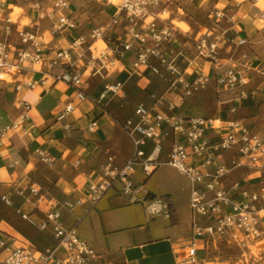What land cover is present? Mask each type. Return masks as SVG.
I'll return each instance as SVG.
<instances>
[{"label":"crops","instance_id":"crops-1","mask_svg":"<svg viewBox=\"0 0 264 264\" xmlns=\"http://www.w3.org/2000/svg\"><path fill=\"white\" fill-rule=\"evenodd\" d=\"M52 2L0 0V13L4 18L12 17L15 7L21 9L13 19L8 35L0 29V39L16 45L20 42L17 29L26 26L37 29L49 47H65L77 34L87 33L96 21L108 19L102 14L106 7L101 0H68L69 7L65 12L76 18L78 26L61 34L53 33L50 27L53 18H39V13L49 10ZM162 8H165L164 13L160 12ZM216 8L224 11L225 16L215 24L212 34L226 31L247 39L245 44L236 47L219 43L218 53L223 63L219 68L196 55L194 49L199 36L210 27L209 12ZM165 13L167 16L164 19L159 18ZM153 17L160 24L172 27L174 39L170 46L182 56L178 64L185 77L192 78L201 70L213 77L216 72L234 65L249 74L250 95L239 99L232 91L218 90L214 79H211L206 85L207 90L180 102L179 90L170 87L169 79L150 73H132L134 51L119 57L115 68L84 72L82 87L87 94L85 100L75 98L74 86L63 80L53 81L50 78L44 85L27 86L29 78L39 79L42 76L39 72L15 75L11 82H0V130L20 118L23 111L18 102L20 99L31 104L29 118L22 127L8 129L6 135L0 137V230L17 243H31L42 248L56 244L50 227L39 230L23 217V214H29L35 221L45 217L34 206L32 201L35 197L31 196L30 201L16 192L20 186L26 188L25 194L28 195V186L36 185L48 197L47 208L53 206L55 200L82 199L71 207H61V220L65 226L76 227L80 237L98 252V256L88 264H176L186 257V249L192 239L190 184L181 172L188 188L183 200L170 194L155 196L145 188V181L158 172L160 165L149 175L141 167L135 169L136 191L132 194H124L121 183L116 181L96 202L87 200L90 185L101 178L108 157H113L114 164L121 166L133 153L132 141L121 122L133 114L138 104L133 107L124 101L134 85L141 89L150 85L164 89L165 101L177 103L179 111L186 115H209L202 114L204 111L200 105L210 103L217 108L214 116L237 119L253 131L264 133V0H164ZM24 18L29 20L28 23H22ZM201 18H207L208 24L202 25ZM175 20L188 23L190 30L183 31L175 25ZM115 30L124 39L130 38L124 32L123 21ZM188 42L194 52L184 51ZM85 62V57L80 60L81 70ZM250 69L252 71L248 73ZM118 81L122 83L120 91L117 94L109 92L98 101L105 85ZM17 85H20L19 89ZM71 100L74 108L59 117L58 113ZM93 118L97 119L98 126L91 131L88 124ZM168 150L169 141H166L159 154V160L164 162L161 165H169L165 163ZM42 156L49 161H44ZM250 172L241 168L234 171L231 177L245 178ZM251 182L254 187L259 186L258 179L254 178ZM3 194L10 198L11 204L2 200ZM197 220L199 223L203 221L200 217ZM196 242L201 264L215 263L203 251L209 244L201 238ZM257 244L264 247V237ZM58 254L63 255V249L59 248Z\"/></svg>","mask_w":264,"mask_h":264},{"label":"built area","instance_id":"built-area-1","mask_svg":"<svg viewBox=\"0 0 264 264\" xmlns=\"http://www.w3.org/2000/svg\"><path fill=\"white\" fill-rule=\"evenodd\" d=\"M163 1L119 0L117 12L106 24L77 34L65 47H49L37 29L22 26L17 29L18 44L11 45L0 39V82H11L15 75L39 72L42 76L29 78L27 86L44 85L50 78L63 80L74 86L75 98L85 100L87 94L82 87L84 72L115 68L119 57L134 51L132 73H150L169 79L170 87L179 90L180 102L194 91L205 88L211 79H214L218 90L232 91L237 98L246 99L251 93L249 74L234 65L216 72L213 77L205 70L192 78L184 76L178 64L182 56L170 46L174 39L172 27L160 24L153 17ZM34 5L38 6V3L34 2ZM68 7V0H53L51 8L42 10L39 18H53L50 25L53 33L75 30L77 20L65 12ZM160 12L164 13L165 8ZM224 16V11L218 8L209 12L210 27L199 36L195 46L196 55L210 61L216 68L223 64L218 53L220 42L230 47L247 42L246 37L226 31L212 34L215 24ZM159 18L164 19L162 15ZM121 21L125 34L130 36L128 39L119 36L115 30ZM13 23L10 15L4 18L0 13V29L6 35L11 32ZM84 57L86 62L81 70L79 63ZM121 87L120 81L106 84L98 101L109 92L117 94ZM16 88L19 89L20 85ZM165 95L158 100L160 106L138 103L133 114L121 122L132 141L133 153L121 166L114 164L113 157H108L101 178L90 185L87 200L96 202L116 181L121 183L124 194L134 193L135 169L141 167L149 175L164 163L159 160V154L165 142L169 141L165 163L184 174L190 184L192 239L187 247V258L195 260L198 238L207 244L226 240L239 246L249 241H261L264 237V133L253 131L237 119L186 115L173 102H168L167 109H164L161 104L166 100ZM18 102L23 107L20 118L0 130V137H4L8 129L21 128L29 118L30 102L24 99ZM73 108L71 100L58 116L62 117ZM97 126V119L93 118L88 129L94 131ZM42 159L49 161L45 156ZM241 168L250 170L249 176L232 178L231 174ZM254 178L259 180L258 187L252 185ZM28 189V195L25 194L26 188L20 186L16 192L30 201L31 196L35 197L32 202L45 217L41 221H35L29 214H23V217L39 230L50 227L56 244L42 248L31 243H17L0 230V264H88L98 256L96 249L80 237L76 227L65 226L61 220V207H71L82 199L55 200L53 206L47 208L49 200L41 188L31 185ZM1 198L11 204L7 195L3 194ZM199 217L203 219L202 223L198 222ZM59 248L63 249V255L58 254Z\"/></svg>","mask_w":264,"mask_h":264},{"label":"rangeland","instance_id":"rangeland-1","mask_svg":"<svg viewBox=\"0 0 264 264\" xmlns=\"http://www.w3.org/2000/svg\"><path fill=\"white\" fill-rule=\"evenodd\" d=\"M101 1L105 2L102 5L106 7V9L102 14L104 17L108 18L107 20H110V17L118 10L117 5L119 0H101ZM17 9L20 8L15 7L14 12L12 13L13 19H16L17 15L21 12V11L17 12L16 11ZM162 16L166 17L167 14L165 13ZM25 20L29 21L27 18H24L22 20V23H24ZM107 20L106 21L103 20L100 22L96 21L95 26L102 25L105 22L107 23ZM200 20H202L201 21L202 25L208 24L207 18H201ZM176 21L178 20L174 21L175 25H177ZM184 23L187 25V29L185 30L182 29L180 26L178 25L177 26L183 31L190 30L189 24L186 22ZM188 40H190L191 42L190 38H188ZM190 42H188L184 46V51L187 50L188 52L190 51L194 52V49L192 50L191 47L192 44ZM251 71L252 69H250L248 73H250ZM203 90H207V86L205 88H201L194 91L192 95ZM163 94H165L164 89L158 86L150 85L145 89H141L136 85H134L132 87V92L130 96L128 97V99L126 97L124 101H126L127 103V104L125 103L126 105H133V107L139 102L140 103L143 102L148 105L151 104L153 105L155 103L159 105L158 100ZM173 103L177 105L176 107L179 109L178 104L175 102ZM168 105L169 103H167L165 100H162L161 106L164 109H167ZM215 107L216 106L214 104H210V103L207 104L202 103L200 105V108L204 111L202 112V114L204 113L209 114V116H214L216 114L217 108ZM125 108L127 107L125 106ZM133 179H134V175H133ZM185 183H186L185 178L179 173L177 169L173 168L172 166L164 164L159 166L158 172L155 175L151 177L149 176L147 178V180L145 181L146 184L145 188L150 189L155 196L160 197V196H165L166 194H170L175 198L178 197L180 200H183L188 190ZM189 205H190V187H189ZM189 215L192 218V210L190 206H189ZM191 218L190 220H192ZM257 243H254L253 241H249L239 246L232 241L219 240L215 244L209 243V246L203 251L205 255L208 256L209 259L212 258L216 261L215 263H209V264H221V263L222 264H264V247H261L262 245H258ZM199 256L200 255L198 253L195 260L188 259L187 249H186V257L179 259L176 264H201V261L199 260Z\"/></svg>","mask_w":264,"mask_h":264},{"label":"bare ground","instance_id":"bare-ground-1","mask_svg":"<svg viewBox=\"0 0 264 264\" xmlns=\"http://www.w3.org/2000/svg\"><path fill=\"white\" fill-rule=\"evenodd\" d=\"M15 9V8H14ZM13 9V10H14ZM26 13V12H25ZM165 16V15H164ZM177 25L180 26L182 29H187V25L183 21H176ZM195 49V48H194ZM156 201V200H155ZM159 202V201H158ZM156 206V205H155ZM222 264V263H221Z\"/></svg>","mask_w":264,"mask_h":264},{"label":"clouds","instance_id":"clouds-1","mask_svg":"<svg viewBox=\"0 0 264 264\" xmlns=\"http://www.w3.org/2000/svg\"><path fill=\"white\" fill-rule=\"evenodd\" d=\"M16 11H17V12H20L21 10H20V9H17ZM24 23L26 24V23H28V21L25 20Z\"/></svg>","mask_w":264,"mask_h":264}]
</instances>
